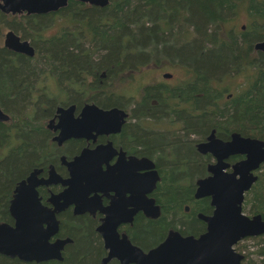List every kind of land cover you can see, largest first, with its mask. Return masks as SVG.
<instances>
[{
	"label": "trees",
	"instance_id": "trees-1",
	"mask_svg": "<svg viewBox=\"0 0 264 264\" xmlns=\"http://www.w3.org/2000/svg\"><path fill=\"white\" fill-rule=\"evenodd\" d=\"M80 5L83 11L79 10L77 14L83 16L77 19L74 9ZM87 7L69 1L67 8L49 15L13 17L0 12V36L8 29L20 36L21 40L29 41L35 50L34 57L29 58L13 54L0 46V108L10 117L6 123L0 122V223L12 224L9 202L16 183L27 175L33 155L39 154L44 149L43 145L50 149L49 141L41 135L44 132L43 119L36 115L34 107L29 104L38 101L59 103L60 98L64 97L62 86L67 71L73 74L69 83L75 85L79 77L85 79L92 74L100 75L105 70L127 72L137 65L178 61L184 64V70L190 67L198 75L194 83L186 82L180 88V100L193 97L196 102L194 118L186 116L188 107L181 114L185 119L187 136L194 135L196 142H201L210 130L223 129L222 132L226 134L236 131L264 142V51H258L255 64L252 61V44L264 39V0H109V5L104 9L87 10ZM145 7L150 18L159 14L168 16L164 20L157 17L148 26L150 28L145 27L142 20ZM240 11L247 15V20L246 27L237 32L228 24ZM187 12L189 19L194 21L191 25L185 23L188 22ZM66 13L69 15L68 22L61 23L60 18ZM174 20L178 22V27H173ZM55 24L60 25L59 32L53 36L46 35L45 31ZM161 24L162 32L173 28L179 30V37H174L172 41L180 38V43H187L189 47H178L179 40L175 44L164 41L160 44L163 50H158L160 40L167 39L155 28ZM189 29L194 35L193 40L188 37ZM203 40L209 43L206 53L199 51L203 47ZM247 41L250 47L246 49ZM78 43L80 47H77ZM166 49L168 52H165ZM146 52L153 54L147 56ZM89 53L97 55L95 60L86 56ZM159 53L165 57H159ZM241 66L245 68L243 73L250 72L249 77H253L249 88L247 85L240 86L233 93L234 99L224 102L222 107L211 104L214 96L225 92L228 94V90L219 89L215 79H225L230 70L236 73ZM46 79L58 85L61 96L57 94L56 99L47 98L50 92L43 85ZM140 88L137 85L131 92L136 94ZM127 90L123 87L115 91L124 94ZM105 95H108L107 92ZM179 159L181 163H186L190 172L203 175L202 165L189 164L200 160L189 145L183 146ZM260 168L252 188L245 192L242 206L250 214L259 213L264 219V165ZM168 193H171L167 196L170 201L177 199L176 191L169 189ZM183 200L180 195L178 203ZM165 222L149 223L146 231L150 243L143 249L154 247L164 237ZM184 230L183 235L185 232L195 235L188 229ZM258 239L260 246L257 255L261 259L256 264H264V235ZM83 248L71 250L70 262L65 259L63 264H85L87 257L88 261H95L96 253L88 250L87 245ZM246 258L244 256L242 264H255L252 259L246 261ZM0 264L25 263L0 255Z\"/></svg>",
	"mask_w": 264,
	"mask_h": 264
},
{
	"label": "flooded vegetation",
	"instance_id": "flooded-vegetation-1",
	"mask_svg": "<svg viewBox=\"0 0 264 264\" xmlns=\"http://www.w3.org/2000/svg\"><path fill=\"white\" fill-rule=\"evenodd\" d=\"M87 6V10L104 9ZM74 10L77 19L83 16L77 14V12L83 11L81 10V5ZM147 12L145 7L142 17L145 20V27L151 26L157 17L164 20L168 16L159 14L152 19ZM109 16L112 17V15ZM68 17V13L63 15V18H60L61 23L68 22ZM103 26L106 25L103 24ZM160 26L162 24L157 25L155 28L167 38L160 40L158 43V50H163L160 44L164 41L170 42L174 37H179V30L173 28L170 31L162 32ZM178 40L180 41V38L174 39L171 44L177 43ZM255 42L252 44V61L254 64L258 56V50L254 48ZM248 44L247 41L246 49L250 47ZM77 47H80V43L77 44ZM146 53L147 56L153 54L151 52ZM86 56H91L94 60L97 57L96 54L93 55L91 53ZM158 56L165 57L163 53H159ZM169 64L171 67L180 66L178 61H172ZM156 68L161 69L159 80L155 83L143 81L144 75L147 72L156 70ZM244 69L241 66L236 73L234 70H230L226 78H229V76L238 77L240 82L237 86L247 85L249 88L253 77H249V75L248 77H245V75L243 76L244 78L241 77ZM252 69H254V66ZM184 73L187 77L185 76L180 82L174 84L173 73L164 69L162 61L158 65L154 63L144 66L140 65V67L137 65L133 70L127 72L116 73L115 71L110 70L107 72L105 70L100 75L98 73L92 74L91 77L87 76L85 79L79 77L76 80L77 84L73 85L69 83L73 74L67 71L62 86L64 97L61 102H30L29 105L34 107L36 115L43 119L44 132L41 135H44L45 139L49 141L50 149L43 145L44 149L39 154L33 155V162L27 175L19 182L27 179L30 175L33 176L34 181L41 182L36 187L39 203L49 212H53L57 222V231L49 242L54 244L57 240L67 241L61 251L62 261L31 262V264H63L65 259L71 258V250L84 249L83 246L86 245L88 250L96 253V260L93 262L88 261L87 257L85 264H120L119 259L116 257L110 258L109 253L110 251L123 250L124 240L127 243L129 242V245L147 253L161 244L171 231L179 233L182 237H199L206 232L207 226L203 218L210 217L214 208L210 205L209 198H195L196 182L199 179L211 176L209 167L215 165L216 160L211 154L199 153L197 145L205 143L212 131L215 132V138L223 142L230 141L232 134L237 132L231 131V133L226 134L222 132L223 129L218 130L216 128L217 131L212 129L201 142H196L194 135L187 136L184 127L185 119L181 117V114L188 107L189 112H186L188 113L186 116L194 118L196 102L193 97L180 100V88L186 82L194 83L197 80L195 76L198 75L190 67L188 70H184ZM123 74L128 75L131 81L126 85L128 90L124 94H120L116 92V87L122 82L121 77ZM165 75L170 76V78ZM225 79H215L218 87L220 86L219 89ZM137 85H140L141 88L136 94H133L131 90ZM111 91L114 93H111ZM105 92L108 95H105ZM226 93L214 96L210 103L222 107L224 102H231L234 99V94L232 92ZM73 98L76 100H73ZM86 105H93L102 111L117 110L121 112V114L116 116L120 121V128L117 130L114 122L101 125L103 123L100 122V118H95L94 122L83 130L84 135L66 138L60 144L55 141L54 139L60 134V130L56 129L58 124L57 110L62 108L66 111L72 106L73 110L69 114L73 119L77 120L80 119L82 109ZM241 136L249 137L247 135ZM185 145H189L195 154L200 157V160H194V163L189 162V164L202 165L204 169L203 175L198 176L190 172L186 163H181L179 153ZM83 153H92L97 156L95 158L96 165L94 166V190L92 193L85 195V199L89 203L78 208L81 213L74 212L75 205L60 209L59 205L63 202L60 196L68 189L61 182L70 178V164ZM244 158L245 155L241 153L229 156L224 160L227 165L224 172L231 173L234 164L239 163ZM149 162L152 165V169H148ZM262 164L264 165V163H261L260 166ZM259 171H261L260 167L255 171V174L259 175ZM149 172H156L158 180L153 190L147 194ZM59 179L62 181H59ZM19 182L16 183L15 188ZM169 189L177 192L175 193L177 195L176 200L170 201L167 198L171 194L168 193ZM77 194L78 201L84 203L85 200L79 193ZM180 195L184 200L178 203ZM133 198L140 200L145 198V201L146 199L153 200L154 206L158 207V216L156 218L147 217L142 207L136 210V206L132 205ZM133 211L134 214H132ZM242 211L246 214L243 206ZM257 214L259 213L254 215ZM254 215L248 216L254 217ZM109 220L118 221L119 223L116 226H111L112 224H109ZM159 220H166L164 237L154 247L143 249L142 247L147 246V241L150 240L146 228L150 225L149 223H158ZM262 220L264 219L262 218ZM106 221L108 222L107 226ZM182 227L188 229L191 233L193 232L196 236L190 233L185 234L186 232L183 235L182 233L185 230L180 231ZM260 236L252 238L256 239ZM242 255L245 256L244 254ZM15 260L19 261L16 258ZM68 262L70 261L68 260Z\"/></svg>",
	"mask_w": 264,
	"mask_h": 264
},
{
	"label": "water",
	"instance_id": "water-1",
	"mask_svg": "<svg viewBox=\"0 0 264 264\" xmlns=\"http://www.w3.org/2000/svg\"><path fill=\"white\" fill-rule=\"evenodd\" d=\"M69 1L100 8L109 5V0H0V12L12 16L46 15L65 8ZM244 27L241 26L242 29ZM3 47L29 58L35 55L29 41L21 40L13 31L4 34ZM254 48L259 52L264 51V39L256 41ZM72 110V106L66 111L62 108L57 110L56 129L60 130V134L54 140L59 144L66 138L84 135L83 130L92 124L95 118H100L103 123L101 125L114 122L117 130L121 126L116 118L121 112L117 110L102 111L93 105H86L77 120L70 116L69 112ZM9 120L10 117L0 108V122L6 123ZM197 150L201 154H211L216 160V164L209 167L211 176L196 182L195 198H209L210 205L214 208L210 217L203 218L207 226L206 232L199 237H182L179 233L171 231L161 244L147 253L124 240L123 250L110 251V258L116 257L120 264H242L244 256L235 251L236 243L245 237L254 238L264 234V220L261 216L257 214L249 217L243 213L241 206L245 192L252 188L258 178L255 171L264 163V142L243 137L239 133H233L230 141L223 142L216 139L215 132L212 131L205 143L197 145ZM236 153L244 154L245 158L234 164L231 173H225L227 165L224 160ZM96 157L92 153H83L70 164V178L61 182L68 189L60 196L63 201L59 205L60 209L75 205L74 212L81 213L78 208L89 203L85 195L94 190ZM148 169H152L150 162ZM148 176L147 194L153 190L158 180L156 172H149ZM40 183L34 181L30 175L14 189L9 202L12 224L0 223L1 256L16 258L25 263L63 260L61 251L67 241L57 240L54 244L49 242L57 231V222L53 212H49L39 203L36 187ZM77 193L85 200L84 203L78 201ZM132 205L136 206V210L142 207L149 218L158 216V207L154 206L151 199L145 201V198H133ZM118 223L109 220L111 226Z\"/></svg>",
	"mask_w": 264,
	"mask_h": 264
},
{
	"label": "rangeland",
	"instance_id": "rangeland-1",
	"mask_svg": "<svg viewBox=\"0 0 264 264\" xmlns=\"http://www.w3.org/2000/svg\"><path fill=\"white\" fill-rule=\"evenodd\" d=\"M246 17H247V15L243 11H240L237 13V15H235V17H233L234 19L232 18V20L230 21L228 26H233V29H235V31L240 32L241 30H243V29H241L242 25H245V27H246V22H245V20H247ZM187 18H188V20H187L188 22H185L186 25H191V23H193L194 21L192 22L189 19L190 14L188 12H187ZM152 19H154V18H152ZM142 20L145 21L143 18H142ZM22 21L25 22L24 19ZM172 25H173V27H178V22L176 20H174V23ZM59 29H60V25L55 24L54 26H51L50 29L46 30L45 34L48 36H53L54 34H57L59 32ZM6 32H8V29L4 30L0 36V46L3 45V37H4V34ZM189 32L191 35L190 29H189ZM184 35H186L185 32H184ZM190 35H188L190 40L195 39L194 35H191V36ZM207 41L208 40H206V41L203 40V47H201V49L199 50V51H201V53H204L205 50L208 48L207 45L209 43ZM166 47H168V46H166ZM178 47L186 48V47H189V45L187 43H180V41H179ZM165 52H168V49H166ZM169 62H172V61H168V62L164 63V69L169 70L170 72L173 73L174 79H175V81L173 83L176 84L177 82H180L182 79H184L186 76L184 73V68L182 67V65H184V64H180L181 66L175 65V66L171 67L170 64L168 65ZM160 73H161V69H159V68H156V70L150 71L149 73L147 72L144 75L143 81H150L151 83H155L159 80ZM249 73L250 72H248V73L244 72V73H242L241 77H243L244 75L246 77V76H248ZM47 80L48 79H46L45 83L43 84L45 86V90L47 87L49 92H50V95L49 96L47 95L48 96L47 98L48 99H56L57 94H59L61 96V94L59 93L58 85L56 83H54L52 80H48V81ZM239 80L240 79L238 77L235 78V77L229 76V78H226L225 80H223V82L221 84V88L228 90V93H231V92L236 93V90H238L240 87V86L236 87L240 82ZM121 81L122 82L117 85L116 90L119 88L126 87V85L130 83L131 78L128 75L123 74V76L121 77ZM39 88L43 89L42 86H40ZM60 100L62 101L63 99L60 98ZM73 100H76V99L73 98ZM244 212L248 215H251L246 210H244ZM148 243H150V241H147V244ZM259 246H260V242H259L258 238L253 239L252 237H248V238L243 239L241 242L239 241L236 244V246L234 247V249L236 252L238 251L241 254H244L245 256H247L246 261H248L249 259H252V261L256 264L261 259V257L259 255H257V249Z\"/></svg>",
	"mask_w": 264,
	"mask_h": 264
}]
</instances>
